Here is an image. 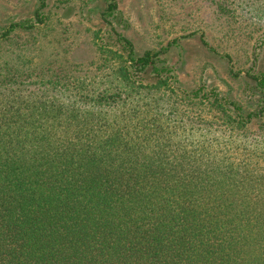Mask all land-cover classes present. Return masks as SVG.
Masks as SVG:
<instances>
[{
	"label": "trees",
	"instance_id": "16d2710c",
	"mask_svg": "<svg viewBox=\"0 0 264 264\" xmlns=\"http://www.w3.org/2000/svg\"><path fill=\"white\" fill-rule=\"evenodd\" d=\"M46 6L38 0L30 20L9 22L0 44L44 25ZM115 7L107 0L103 15ZM108 32L112 43L96 38L112 80L93 91L0 62V264H264V196L229 164L158 143L168 132H158L155 111L137 108L142 96H129L173 91L158 65L178 40L136 56L129 39ZM229 72L261 94L253 107L217 96L200 104L245 131L264 113V71Z\"/></svg>",
	"mask_w": 264,
	"mask_h": 264
},
{
	"label": "rangeland",
	"instance_id": "374dc122",
	"mask_svg": "<svg viewBox=\"0 0 264 264\" xmlns=\"http://www.w3.org/2000/svg\"><path fill=\"white\" fill-rule=\"evenodd\" d=\"M112 1L116 7L104 16L107 0H47L46 23L2 42L1 64L5 60L13 66L23 64L32 72L30 77L38 74L43 82L84 80L87 90L93 91L112 80L109 64L100 60L97 33L108 45L112 27L131 41L136 56L178 40L160 55L158 65L162 76L173 82V91H140L129 96H142L137 108L144 115L155 111L158 132H168L169 139L159 137L158 143L193 150L188 153L196 160L229 164L251 194L263 197L264 113L245 131L236 130L200 103L217 96L251 108L256 96H261L250 80L232 76L229 69L264 71V0ZM37 4L38 0H0V30L11 21L30 20ZM199 34L209 47L201 44ZM225 56L231 58L230 63ZM44 96L58 95L49 91Z\"/></svg>",
	"mask_w": 264,
	"mask_h": 264
}]
</instances>
